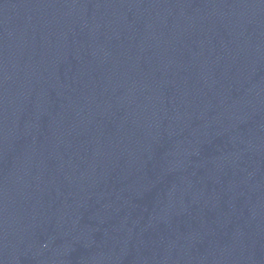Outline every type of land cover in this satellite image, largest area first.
I'll list each match as a JSON object with an SVG mask.
<instances>
[{
    "label": "water",
    "instance_id": "1",
    "mask_svg": "<svg viewBox=\"0 0 264 264\" xmlns=\"http://www.w3.org/2000/svg\"><path fill=\"white\" fill-rule=\"evenodd\" d=\"M0 264H264V0H0Z\"/></svg>",
    "mask_w": 264,
    "mask_h": 264
}]
</instances>
